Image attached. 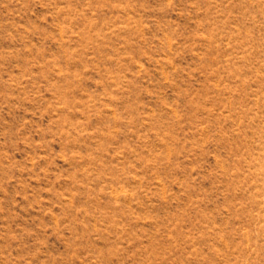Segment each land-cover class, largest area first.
I'll return each mask as SVG.
<instances>
[{
  "label": "rangeland",
  "instance_id": "1",
  "mask_svg": "<svg viewBox=\"0 0 264 264\" xmlns=\"http://www.w3.org/2000/svg\"><path fill=\"white\" fill-rule=\"evenodd\" d=\"M0 264H264V0H0Z\"/></svg>",
  "mask_w": 264,
  "mask_h": 264
}]
</instances>
